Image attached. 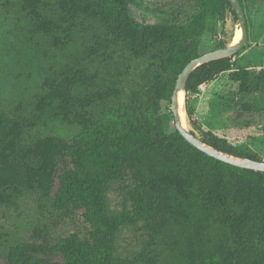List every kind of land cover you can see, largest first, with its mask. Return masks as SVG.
<instances>
[{"label":"trees","instance_id":"obj_1","mask_svg":"<svg viewBox=\"0 0 264 264\" xmlns=\"http://www.w3.org/2000/svg\"><path fill=\"white\" fill-rule=\"evenodd\" d=\"M127 1L56 0L63 23L79 14L99 17L114 43L156 65L144 91L121 99L115 86L91 89L96 76L75 69L43 80L27 125L0 114V203H10L25 188L50 198L61 217L79 211L87 225L53 243L10 246L4 264H264V172L206 155L160 113L182 68L204 53L207 21L226 9L236 18L230 3L200 0L203 8L184 24L141 26L127 14ZM21 3L30 32L52 35L60 29L59 20L43 13L44 0ZM224 46L221 41L211 50ZM221 72L237 83L240 94L258 93L264 105V67H241L233 56L194 68L184 91L197 92ZM51 119L76 131L69 138L43 134L41 125ZM199 130L219 150L262 160ZM114 184L123 194L119 214L108 206ZM128 224L138 226L144 238L139 251L127 257L117 254L116 240Z\"/></svg>","mask_w":264,"mask_h":264},{"label":"rangeland","instance_id":"obj_2","mask_svg":"<svg viewBox=\"0 0 264 264\" xmlns=\"http://www.w3.org/2000/svg\"><path fill=\"white\" fill-rule=\"evenodd\" d=\"M128 1L131 14L141 24L169 20L184 24L203 8L200 0ZM243 1L248 37L233 61L258 71L264 67V0ZM21 2L0 0V114L20 118L27 125L35 96L44 89L43 80L75 69L96 76L91 89L112 85L120 90L121 99H126L132 90L146 89L156 65L149 59L134 57L121 44L114 43L99 17L79 14L72 23H63L56 0H44L43 13L59 20L60 29L52 35L32 33ZM238 33L240 36L238 21L226 9L207 21L201 50L212 51L214 44L221 41L225 45L233 43ZM183 94L188 129L200 138L199 129L209 130L264 160V105L258 93L240 94L237 83L228 78L227 72H221L197 92ZM101 106L98 104L96 109ZM160 113L172 118L170 104L162 102ZM41 130L43 134L69 138L76 127L51 119L41 125ZM107 199L114 213L122 212L123 194L117 184L111 187ZM86 226L79 211L61 217L51 206L50 198L22 188L10 203H0V264H4L10 246L38 245L44 239L53 243L69 233L83 232ZM143 238L138 226L125 225L116 240L117 254L133 255L141 248Z\"/></svg>","mask_w":264,"mask_h":264},{"label":"water","instance_id":"obj_3","mask_svg":"<svg viewBox=\"0 0 264 264\" xmlns=\"http://www.w3.org/2000/svg\"><path fill=\"white\" fill-rule=\"evenodd\" d=\"M231 5L232 10L236 16L238 21V25L240 28V37L239 39L233 44H227L224 47L214 49L212 51L203 53L190 61H188L185 66L182 68L180 73L177 75L175 80L174 88L171 93L170 97V113L172 116V123L175 129L179 132V134L192 146L197 148L198 150L202 151L206 155L213 157L219 161L224 163L230 164L232 166H236L239 168L251 169L255 171H263L264 172V160H256L251 159L248 157H242L238 155H234L222 150H219L210 144L206 143L202 138L197 136L192 130L184 127L181 122V117L179 114V106H178V93L180 91H184L186 79L190 72L196 68L197 66L207 63L210 61H214L220 58L232 57L236 55L244 46L247 41V24H246V17L244 14L243 7L239 0H228ZM131 3L127 1L126 4V11L129 17H131L136 23L140 24L141 26L144 25H156L162 24V21L156 22H148L145 24L139 23L134 16L131 14L130 11ZM184 103V102H183ZM185 113V110H183Z\"/></svg>","mask_w":264,"mask_h":264},{"label":"bare ground","instance_id":"obj_4","mask_svg":"<svg viewBox=\"0 0 264 264\" xmlns=\"http://www.w3.org/2000/svg\"><path fill=\"white\" fill-rule=\"evenodd\" d=\"M239 33L236 35V37L234 38V41L233 43H235V41H237L239 39ZM233 43H230V44H233ZM184 92L183 91H180L178 93V106H179V114H180V117H181V122H182V125L184 127H186L187 123H186V118H185V113L183 111V102H184Z\"/></svg>","mask_w":264,"mask_h":264}]
</instances>
